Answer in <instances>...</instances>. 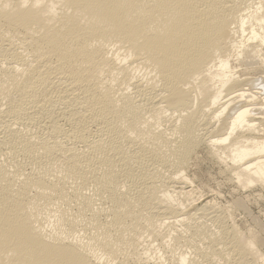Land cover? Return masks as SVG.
<instances>
[{
    "label": "bare ground",
    "instance_id": "bare-ground-1",
    "mask_svg": "<svg viewBox=\"0 0 264 264\" xmlns=\"http://www.w3.org/2000/svg\"><path fill=\"white\" fill-rule=\"evenodd\" d=\"M203 141L264 189V0H0V264L263 260L175 197Z\"/></svg>",
    "mask_w": 264,
    "mask_h": 264
},
{
    "label": "rangeland",
    "instance_id": "rangeland-1",
    "mask_svg": "<svg viewBox=\"0 0 264 264\" xmlns=\"http://www.w3.org/2000/svg\"><path fill=\"white\" fill-rule=\"evenodd\" d=\"M229 97L230 96H228V98ZM228 98L225 97L224 99L227 100ZM213 122L214 120L212 121V123H209L208 125L203 127L206 129H203L201 131L202 133L201 136H206V138L208 137L207 132L209 131V129H211ZM165 123H163L165 127H170V124H171L170 121L168 123L167 122ZM222 163L224 164L226 162L225 161L223 162L219 158L217 160L215 155L212 154L210 148L207 146L206 142L203 141L202 143H200L195 148V150L189 157L187 164L184 167L186 175L188 176V178L190 177L189 182H187L188 184L187 183L179 184L177 182L174 185V183H172V185H174L176 189L178 190L180 189L182 191L186 190L182 194L183 196L186 195V197H184L185 199H183L182 198L183 196L181 195V198H180V195L178 196L177 193H176L177 196L175 194V197H178L179 201H183L184 203H186V205L189 206V207L188 206L186 207V212L191 211L192 213H194L196 211L195 213L198 214L196 215L197 216L196 218L197 221H195L196 223H200L202 221L201 223H204V225H206L208 228L214 231L221 228L224 224L231 226L232 228L235 225V229L241 232L242 236L246 238L253 236L255 241H257V244L255 246L257 248L256 250L259 253L262 252L261 254H264V245H263L264 244V189L262 185H259V184H254L248 188L242 187L236 180L235 175H232V172L230 170L227 171V169H229L227 168L228 167L227 164H224L226 165L224 167ZM164 171L165 173L169 174L170 170L168 171L164 170ZM165 173L163 172L164 175ZM170 174L168 176L163 175L162 178L164 177V179L167 180L169 179L167 177H169ZM181 184L182 185L184 184L185 186L184 185L182 186ZM190 198H192L193 200L192 199H191L192 201L189 200ZM176 201H178L177 198H176ZM103 203L101 204L102 206L109 205V203L108 204L106 202H103ZM201 206H202V209H201ZM167 216L170 217L169 215ZM87 218H89V215H87ZM173 219H174V222H173L172 229L174 230L184 229V226H183L184 224L181 222L180 223L176 222L175 218L171 217L168 220L173 221ZM174 224L177 226H175ZM151 241L152 242L148 240V242L151 243L150 248L152 247V251L154 250L153 251L154 254L155 252H159L161 249L162 251L164 250V253H165L163 255L164 260L160 259L164 261L163 262L164 264H176L175 262L177 260L176 258H173L174 257L173 255L174 253L177 254L176 252L181 251L180 248L179 249L175 248V251H173L174 248L173 250H171L170 247L165 248V246H163L164 244H163L162 239L151 240ZM195 242L197 244L198 242L201 244L202 242L201 238L199 239V237L195 236ZM149 243L145 242V245ZM181 249L184 251L187 249L186 252H188L190 256L193 255L191 252L194 251V247H191V246L189 247V245H184L182 246ZM160 253H163V252H160ZM212 255H214V257L216 258V261L218 260L217 264L219 263L220 264H235V261H233L234 260L233 258H231L230 260H224L218 253L212 254ZM198 258H200L201 260ZM197 259L199 260L198 264H204V263L209 264L208 259L206 258L203 259V257H197ZM250 259H251V256H250ZM155 260L152 259L150 262H146V260H143L142 264H154L159 261V259H157L156 262ZM253 263L254 264H264V259L263 260L259 259V261L253 260Z\"/></svg>",
    "mask_w": 264,
    "mask_h": 264
}]
</instances>
